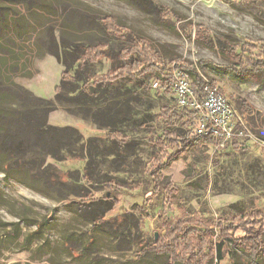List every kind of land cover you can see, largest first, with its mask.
I'll return each mask as SVG.
<instances>
[{"label":"rangeland","instance_id":"obj_1","mask_svg":"<svg viewBox=\"0 0 264 264\" xmlns=\"http://www.w3.org/2000/svg\"><path fill=\"white\" fill-rule=\"evenodd\" d=\"M71 1L113 15L118 22L149 39L168 61L175 59L176 63L193 64L206 82L218 87L234 104L255 139L238 143L245 150L231 146L219 154L209 146L188 153L161 173L160 191L155 196L148 193L152 186L147 169L153 162L156 149L148 143L147 130L163 128L161 115L164 109L176 104L172 92L155 90L151 79L139 83L125 80L107 90L91 88L90 94L101 99L86 100L87 105L95 106L90 119L85 121L64 108H58L49 115L48 121L54 126L77 128L86 140L105 138L113 130L127 140L123 146L126 158L111 157L113 163L118 162L112 165L110 179L120 185V190L109 192L103 184L104 180H109L106 176L95 182L96 191L90 189L96 200L111 203L118 200L110 218L125 216L124 235L117 238L108 227L92 232L91 224L70 212L66 205L79 202V199L52 182L45 185L52 195L50 198L17 182H7L0 172V223L12 225L0 228V264H168V260L162 257H137L138 243H149L156 236L158 239L164 234L165 226L174 227L178 221L192 216L217 223L219 218L233 216L239 211L264 212V70L255 78H240L231 72L220 71L216 66L228 65L229 60L216 43L214 48H209L196 41L195 28H183L186 22L205 25L215 42L220 39L241 44L264 41V0H153L170 11L173 20L146 14L130 0ZM58 22L50 12L36 9L27 11L22 8L21 14L12 18V36L18 48L11 56L0 55L4 78L0 79V95L4 90L3 81H7L38 97L54 100L65 68L54 57L38 60L34 40L41 26ZM105 43L104 60L96 65H83L82 72L106 74L118 64V53L123 44L108 37ZM200 62L206 63L200 66ZM76 99L77 102L74 97L69 99L68 104L79 106L83 100ZM105 100L109 103L105 104ZM101 101L103 105L100 106ZM177 127L180 132L186 130L181 123ZM83 168V164L64 167L81 189L84 179L79 171ZM196 170L200 174L192 178ZM168 182L175 185L178 193L164 225L165 220L161 217L163 190ZM76 192V195L81 193L79 188ZM51 215L49 224L37 235L34 234L37 227H27L24 222L20 223V231H15L14 225L22 217L40 221ZM91 240L94 241L92 244ZM64 241H67L65 245ZM235 260L237 264H248L249 257L238 251ZM222 264H233L229 255Z\"/></svg>","mask_w":264,"mask_h":264},{"label":"trees","instance_id":"obj_2","mask_svg":"<svg viewBox=\"0 0 264 264\" xmlns=\"http://www.w3.org/2000/svg\"><path fill=\"white\" fill-rule=\"evenodd\" d=\"M130 1L146 14H155L163 20L174 18L170 11L156 5L153 0ZM22 8L27 11H48L59 20L58 23L39 28L34 46L38 60L54 57L65 71L56 88L54 100L43 99L14 82L3 81L4 90L0 95V172L7 182H17L50 198L52 195L45 185L52 182L57 188L79 199V202L66 205L70 212L91 224L92 232L108 227L115 237L120 238L125 233L127 219L124 215L110 218L118 200L112 203L96 200L93 191H96L95 182L102 180L103 176L109 179L103 182L109 192L120 190V185L110 179L113 176L112 165L118 162L113 163L111 157L118 155L126 158L123 146L127 140L114 130L108 132L105 138L92 137L86 140L79 129L51 125L48 118L58 108H64L74 117L87 121L95 106L87 105L86 100L101 99L91 95L90 89L107 90L125 80L139 83L151 79L153 84L158 82L165 88L164 92L169 93L172 64L177 60L163 58L149 39L118 22L113 15L103 14L71 0H0L1 56H11L17 51L18 43L12 36V18L19 16ZM252 15L258 18L257 14ZM185 27L196 29L197 42L209 48H214L216 43L220 48L229 60L228 65L216 66L220 71L231 72L240 78H255L259 71L264 70V41L241 44L231 39H220L215 42L213 34L205 25L186 22L183 25ZM107 37L123 44L118 53V64L106 74L82 72L83 65H96L104 60ZM205 63L200 62V66ZM175 66L186 71L197 99L202 101L206 81L197 67L186 62H178ZM0 79L4 80L1 69ZM73 97L75 102L78 101L76 97L83 100L79 106L71 107L68 104ZM104 103L109 102L105 100ZM99 105H103L102 101ZM161 117L163 128L156 130L152 127L147 130L148 143L156 149L153 162L147 169L152 186L148 193L155 196L160 191L161 173L169 169L173 162L201 147L217 144L214 138L199 137L190 129L195 125L196 112L175 104L166 107ZM179 123L186 127L184 132L178 130ZM232 147L246 149L237 142ZM217 162L220 165L219 160ZM80 164L84 165L83 170L79 171L84 179L82 189L72 179L71 173L64 170L67 165ZM199 174L196 170L191 176L194 178ZM77 188L81 193L76 195ZM163 191L161 217L166 225L178 189L168 182ZM51 218L52 215L45 216L38 221L22 217L14 225L15 231L18 232L20 223L24 222L27 227H37L34 232L37 235ZM214 224H217L215 228ZM11 226L0 223L2 229ZM93 242L91 240L90 244ZM66 243L64 241V245ZM138 246L137 257L140 259L152 255L166 258L168 264H222L226 255H229L233 264H237L235 254L238 251L249 257L248 264H264V212L239 211L233 216L219 218L217 223L199 216L188 217L178 221L174 227L165 226L164 234L158 239L149 243L139 242Z\"/></svg>","mask_w":264,"mask_h":264},{"label":"built area","instance_id":"obj_3","mask_svg":"<svg viewBox=\"0 0 264 264\" xmlns=\"http://www.w3.org/2000/svg\"><path fill=\"white\" fill-rule=\"evenodd\" d=\"M155 90H163L158 82L153 84ZM176 104L191 112L197 113L195 125L190 127L199 136H209L217 141L213 147L217 153L230 148L235 142L245 139L254 141L247 122L238 115L232 102L211 83L206 82L203 87V98L199 101L194 93L192 81L186 71L172 65V82L170 85Z\"/></svg>","mask_w":264,"mask_h":264},{"label":"water","instance_id":"obj_4","mask_svg":"<svg viewBox=\"0 0 264 264\" xmlns=\"http://www.w3.org/2000/svg\"><path fill=\"white\" fill-rule=\"evenodd\" d=\"M156 238H157V236H156Z\"/></svg>","mask_w":264,"mask_h":264}]
</instances>
